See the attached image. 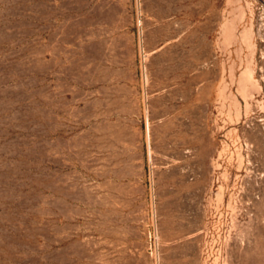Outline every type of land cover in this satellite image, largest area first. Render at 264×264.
I'll return each instance as SVG.
<instances>
[{
    "label": "rangeland",
    "instance_id": "rangeland-1",
    "mask_svg": "<svg viewBox=\"0 0 264 264\" xmlns=\"http://www.w3.org/2000/svg\"><path fill=\"white\" fill-rule=\"evenodd\" d=\"M0 264H264V0H0Z\"/></svg>",
    "mask_w": 264,
    "mask_h": 264
}]
</instances>
